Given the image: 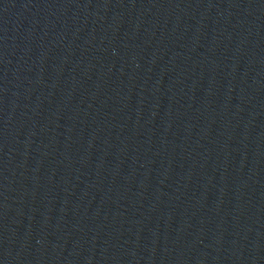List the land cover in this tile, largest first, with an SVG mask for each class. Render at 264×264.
<instances>
[{
	"label": "water",
	"instance_id": "1",
	"mask_svg": "<svg viewBox=\"0 0 264 264\" xmlns=\"http://www.w3.org/2000/svg\"><path fill=\"white\" fill-rule=\"evenodd\" d=\"M0 264H264V0H0Z\"/></svg>",
	"mask_w": 264,
	"mask_h": 264
}]
</instances>
